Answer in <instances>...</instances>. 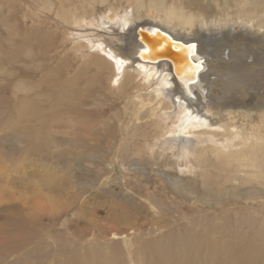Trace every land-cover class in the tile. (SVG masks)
I'll use <instances>...</instances> for the list:
<instances>
[{"label": "bare ground", "instance_id": "obj_1", "mask_svg": "<svg viewBox=\"0 0 264 264\" xmlns=\"http://www.w3.org/2000/svg\"><path fill=\"white\" fill-rule=\"evenodd\" d=\"M105 1L60 0L65 18L90 26L95 3ZM110 9L111 20L101 15L84 34L90 42L83 49L93 47L97 70L72 92L81 75L56 91L66 113L44 120L29 101L17 111L21 119L39 117L34 130L42 132L35 139L53 148L60 133L49 130L62 124L69 159L99 161L112 154L129 171L146 172L152 181L139 186L146 194L118 202L112 218L119 220L129 205L149 222L133 228L108 259L96 244L64 264H264V213L242 215L243 194L256 198L247 199L251 207L264 209V94L253 101L249 92L264 87V0H120ZM144 22L198 40L192 53L207 57L206 72L198 74L201 64L190 62L193 69H176L180 80L167 62L144 61L152 55L139 32L147 43L150 36L160 38L144 31ZM237 23L244 26L238 38L229 34ZM103 86L113 98V122L102 120L104 128L95 129L94 117L106 114L95 101L110 98ZM167 143L178 146L171 160ZM169 208L175 210L170 217Z\"/></svg>", "mask_w": 264, "mask_h": 264}, {"label": "rangeland", "instance_id": "obj_2", "mask_svg": "<svg viewBox=\"0 0 264 264\" xmlns=\"http://www.w3.org/2000/svg\"><path fill=\"white\" fill-rule=\"evenodd\" d=\"M119 3L96 2V18L100 20L102 15L111 20L110 5ZM63 10L60 0H0V264H64L96 244L108 259L123 246L125 236L149 222V215L129 205L119 220L112 218L118 202L146 194L139 187L152 181L146 172L129 171L126 163L112 161V154L99 161L69 159L62 141L67 129L62 124L49 130L60 133L59 146L53 148L35 139L42 132L34 130L39 117L19 118L18 107L28 101L41 108L44 120L65 114L64 100L56 93L59 84L81 75L72 81V92L84 85L82 78H91L97 70L93 47L83 49L90 42L84 34L95 29L97 19L92 26L84 25L65 18ZM208 11L215 13V8ZM118 13L124 14L122 8ZM88 17L90 20V13ZM243 29L237 23L229 34L238 38ZM105 92L110 98L95 101L106 111L104 116L94 117L95 129L104 128L102 120L113 122L109 116L113 98L108 89ZM249 92L256 101L264 87ZM73 102L80 105L78 100ZM43 124L50 127L48 121ZM98 136L103 138V132ZM169 148L171 160L178 146L167 143L165 149ZM243 198L242 215L264 213L247 204V199L256 198L246 194ZM168 200L172 202V198ZM169 211V217L175 213L172 208Z\"/></svg>", "mask_w": 264, "mask_h": 264}, {"label": "water", "instance_id": "obj_3", "mask_svg": "<svg viewBox=\"0 0 264 264\" xmlns=\"http://www.w3.org/2000/svg\"><path fill=\"white\" fill-rule=\"evenodd\" d=\"M141 25H143V27L145 26L146 29L144 31L149 30L148 32H150V35L155 34L160 37L159 39H156L155 37L150 36L147 43L145 39L141 37V31L139 32L140 35L137 39L139 40L141 46H143L144 49L152 55L150 57L143 58L144 61L167 62L173 70L174 75L178 76L180 80H182L181 76L177 74L176 69L180 67L184 68V66L187 65H189L188 69H193L190 62H194L195 65L198 63L201 64L200 66H197L198 74L206 72L205 61L207 57L198 52L197 54L202 56V59H199L193 55L192 48L188 50L191 45H197L196 42L198 43V40H185L183 37H179L171 31L152 23L144 22ZM187 58L189 60L186 61Z\"/></svg>", "mask_w": 264, "mask_h": 264}, {"label": "snow or ice", "instance_id": "obj_4", "mask_svg": "<svg viewBox=\"0 0 264 264\" xmlns=\"http://www.w3.org/2000/svg\"><path fill=\"white\" fill-rule=\"evenodd\" d=\"M190 47H191V48H195V45H191Z\"/></svg>", "mask_w": 264, "mask_h": 264}]
</instances>
